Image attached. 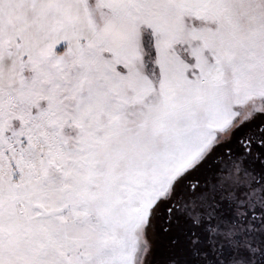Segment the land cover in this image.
<instances>
[{
	"label": "snow or ice",
	"instance_id": "1",
	"mask_svg": "<svg viewBox=\"0 0 264 264\" xmlns=\"http://www.w3.org/2000/svg\"><path fill=\"white\" fill-rule=\"evenodd\" d=\"M0 264H264V0H0Z\"/></svg>",
	"mask_w": 264,
	"mask_h": 264
}]
</instances>
